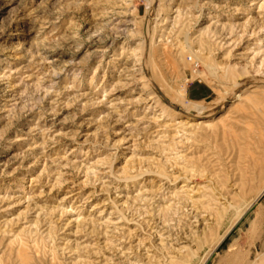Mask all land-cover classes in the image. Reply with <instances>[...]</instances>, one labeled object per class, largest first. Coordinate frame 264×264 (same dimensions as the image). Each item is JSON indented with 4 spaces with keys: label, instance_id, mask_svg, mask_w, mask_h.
Here are the masks:
<instances>
[{
    "label": "rangeland",
    "instance_id": "obj_1",
    "mask_svg": "<svg viewBox=\"0 0 264 264\" xmlns=\"http://www.w3.org/2000/svg\"><path fill=\"white\" fill-rule=\"evenodd\" d=\"M147 1L0 0V264L264 262V0Z\"/></svg>",
    "mask_w": 264,
    "mask_h": 264
},
{
    "label": "bare ground",
    "instance_id": "obj_2",
    "mask_svg": "<svg viewBox=\"0 0 264 264\" xmlns=\"http://www.w3.org/2000/svg\"><path fill=\"white\" fill-rule=\"evenodd\" d=\"M152 3H153V0H149V1H147V3H146L147 11L151 8V5H153ZM198 109H199V108H198L197 106H196V108H194V110H197V113H198V114H202V113H201V111H202L201 108H200L199 110H198ZM194 110H193V112H196V111H194ZM191 111H192V110H191ZM198 114H197V115H198ZM263 193H264V187L259 191L257 197H260ZM257 197H256V198H257ZM254 201H255V200H254ZM240 215H241V213H238V214H237V217H240ZM237 217H236V218H237ZM263 225H264V224H263ZM262 246H264V239H263V241H262ZM260 264H264V262H261Z\"/></svg>",
    "mask_w": 264,
    "mask_h": 264
}]
</instances>
